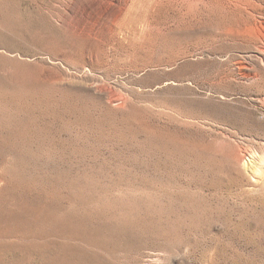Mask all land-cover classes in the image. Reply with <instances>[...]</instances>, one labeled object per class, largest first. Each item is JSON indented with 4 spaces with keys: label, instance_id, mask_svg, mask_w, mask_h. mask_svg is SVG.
I'll use <instances>...</instances> for the list:
<instances>
[{
    "label": "rangeland",
    "instance_id": "rangeland-1",
    "mask_svg": "<svg viewBox=\"0 0 264 264\" xmlns=\"http://www.w3.org/2000/svg\"><path fill=\"white\" fill-rule=\"evenodd\" d=\"M0 264H264V0H0Z\"/></svg>",
    "mask_w": 264,
    "mask_h": 264
}]
</instances>
